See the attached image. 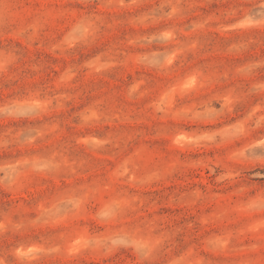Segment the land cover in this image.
I'll use <instances>...</instances> for the list:
<instances>
[{"label":"rangeland","instance_id":"374dc122","mask_svg":"<svg viewBox=\"0 0 264 264\" xmlns=\"http://www.w3.org/2000/svg\"><path fill=\"white\" fill-rule=\"evenodd\" d=\"M0 264H264V0H0Z\"/></svg>","mask_w":264,"mask_h":264}]
</instances>
